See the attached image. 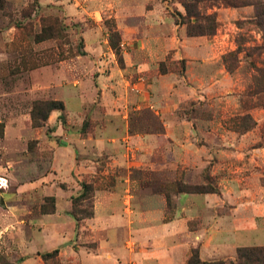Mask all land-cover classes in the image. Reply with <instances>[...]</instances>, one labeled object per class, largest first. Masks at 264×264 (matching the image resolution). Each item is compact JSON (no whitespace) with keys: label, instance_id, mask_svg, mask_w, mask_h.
I'll return each instance as SVG.
<instances>
[{"label":"rangeland","instance_id":"rangeland-1","mask_svg":"<svg viewBox=\"0 0 264 264\" xmlns=\"http://www.w3.org/2000/svg\"><path fill=\"white\" fill-rule=\"evenodd\" d=\"M190 1L0 0V264L264 247V0L202 2L196 37ZM106 213L123 227L98 236Z\"/></svg>","mask_w":264,"mask_h":264},{"label":"trees","instance_id":"trees-1","mask_svg":"<svg viewBox=\"0 0 264 264\" xmlns=\"http://www.w3.org/2000/svg\"><path fill=\"white\" fill-rule=\"evenodd\" d=\"M207 1H212V2H222L225 3V5L228 6H236V3L233 0H191L188 3H185V9H186V16L189 19H193L194 17L197 20V27H196V32H193L192 30H189V35L191 37H196V36H203L205 34V26L203 25V22H200V20L203 18L202 13L199 10V5L202 2H207ZM256 6V17L259 23L264 26V8L261 5H255ZM184 18V17H183ZM203 20L208 23L211 22L210 18H203ZM191 21L188 23L190 27ZM260 25V24H259ZM191 29V27H190ZM263 48L261 47H256L253 49L252 55L260 54L261 50ZM224 62L226 66L228 67V70L230 73H233V69L231 66L227 65V59L224 58ZM255 75L253 77V93H260L263 92L264 94V69L262 68H256L255 70ZM262 94V93H260ZM253 96V94H250ZM38 110V115L33 114L34 119H40L42 121L48 120L49 114L55 110H64V105L61 102H53V103H45L43 104ZM47 112V113H46ZM82 193L78 197H73L72 202L75 207L74 211V216L76 218V223H77V228L80 223V219L78 218L79 213L76 211L77 206L81 205V203L89 200L90 197V192L92 191V188L88 184H83L82 185ZM55 252H59V250H55ZM50 255V254H48ZM230 264H235L233 262H229ZM189 264H226L224 262H201L198 259H193ZM236 264H264V247H259V248H241L238 250V260Z\"/></svg>","mask_w":264,"mask_h":264},{"label":"crops","instance_id":"crops-1","mask_svg":"<svg viewBox=\"0 0 264 264\" xmlns=\"http://www.w3.org/2000/svg\"><path fill=\"white\" fill-rule=\"evenodd\" d=\"M156 44H160V42H157ZM156 49V48H155ZM108 213H106L107 215ZM100 217V218H99ZM103 216L101 215H97L96 217V220H98V222L101 224V222L105 223V226L102 225V229L101 228H98V236L101 235V233L105 232V231H109V230H116V229H122L121 227H123L122 223H123V220H120L118 218H116L115 216L113 215H110V216ZM101 219V221L99 220ZM172 225V224H170ZM120 227V228H119ZM114 228V229H113ZM184 233V232H183ZM59 238V236H58ZM108 237H106L105 239L104 238H100L98 237V239H100L102 241V247H100L101 250L100 251H103L105 249L106 244L108 242L107 240ZM112 240V239H111ZM188 248H189V245L187 244L186 247L183 246L182 248H177L179 250H175V251H172L173 248H170V252L167 251V256L168 258L171 260V262H167L166 264H175L176 262H179V261H184L188 258L187 256V251H188ZM60 256L61 258L63 257V253L61 252L60 253ZM91 255H88V257H90ZM29 261V259H26L25 262ZM112 261V258H111V254L110 253H101L100 255H93V259L91 258H86V260L84 261L83 264H109V262ZM24 262V263H25ZM62 264H65V262L62 261ZM154 264H164V262H162V260H158V261H155Z\"/></svg>","mask_w":264,"mask_h":264},{"label":"built area","instance_id":"built-area-1","mask_svg":"<svg viewBox=\"0 0 264 264\" xmlns=\"http://www.w3.org/2000/svg\"><path fill=\"white\" fill-rule=\"evenodd\" d=\"M0 180L4 181V179L0 178ZM3 182H0V188L2 187Z\"/></svg>","mask_w":264,"mask_h":264}]
</instances>
